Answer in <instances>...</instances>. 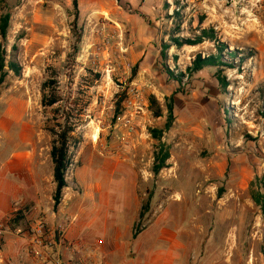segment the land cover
Wrapping results in <instances>:
<instances>
[{
  "label": "rangeland",
  "instance_id": "374dc122",
  "mask_svg": "<svg viewBox=\"0 0 264 264\" xmlns=\"http://www.w3.org/2000/svg\"><path fill=\"white\" fill-rule=\"evenodd\" d=\"M4 14L0 162L11 157L21 191L14 208L26 212L8 227L14 235L36 217L67 235L69 213L81 209L119 230L130 225V239L149 227L156 237V223L167 225L182 264H264V213L252 200L264 198V0H0ZM199 29L212 30L215 42L177 48L170 40L192 41ZM216 42L226 48L221 73L188 72L198 57L218 56ZM49 82L63 112L73 101L82 110L56 209L49 129L57 106H43ZM169 103L173 122L157 141L151 131L164 130ZM161 144L169 159L154 175Z\"/></svg>",
  "mask_w": 264,
  "mask_h": 264
},
{
  "label": "crops",
  "instance_id": "0c3cea01",
  "mask_svg": "<svg viewBox=\"0 0 264 264\" xmlns=\"http://www.w3.org/2000/svg\"><path fill=\"white\" fill-rule=\"evenodd\" d=\"M10 158L5 157L0 162V225H3L0 230V264H35L27 253L26 233L18 237L7 226L8 220L19 210L14 208V201L21 196L19 187L12 180ZM128 215L129 211H123L122 219L132 223L135 218L128 219ZM69 216L72 220L67 228V239L82 249L94 247L102 264H182L181 245L172 237L167 225L161 227L156 223L160 230L156 237L149 236V227L141 237L130 239V225L119 230L113 220L110 223L106 217H95L81 209H75ZM64 258L69 259L67 254Z\"/></svg>",
  "mask_w": 264,
  "mask_h": 264
},
{
  "label": "trees",
  "instance_id": "16d2710c",
  "mask_svg": "<svg viewBox=\"0 0 264 264\" xmlns=\"http://www.w3.org/2000/svg\"><path fill=\"white\" fill-rule=\"evenodd\" d=\"M73 8L76 11L77 10V4L75 1H73ZM173 17L179 18L177 12H173L172 14ZM77 15H75V18ZM180 20V18H179ZM8 22H9V15L4 14L1 19H0V36L2 39L5 38L6 36V31L8 28ZM181 25L178 23L176 25V29L179 30V27ZM199 35L196 36L192 41L191 40H179L171 37V41L174 46L177 48H180L184 45H190V46H195L204 41V39H207L209 41H214L216 40L214 36V32L212 30H198ZM79 40V39H78ZM217 43V50H218V56L216 57H211L207 58L204 60H201L199 57L193 62L192 67L188 69V72L190 73H195L200 71L204 67H214V68H219L221 73V68L227 66L222 62L221 58V53H223L226 48L218 42ZM169 47L165 46L164 49H168ZM165 57V55H163ZM12 68L14 67L13 64L11 65ZM231 68V67H229ZM217 79L220 82V85L222 87H225L224 80L220 78L219 75L216 76ZM55 83L49 82L46 85V88H49L48 93L44 96L43 98V106L47 108H54L57 106L55 109H52L54 117V125L49 129L50 134L54 138V142L51 148L50 152V157H51V162H52V178L53 182L55 185V190L52 195V201H53V208L56 209L58 205L60 204L62 198H63V190L67 188V183H66V173L68 171V168L71 166L72 158H73V151L77 148V145L79 144V140L74 138V133L77 128V124L73 120L76 117H80L82 110H75V102H72V105H69L66 107L67 111L63 112L61 109L62 107L59 106L62 103L61 97L58 95L56 88H55ZM152 108L155 107V101L154 99H151L150 101ZM74 111V113H73ZM167 111L168 115L166 118V123L164 125V130L163 131H157V130H152L151 131V136L153 139L160 141V138L162 136V132H165L169 130V128L172 125L173 122V107L172 104L169 103L167 106ZM153 115L155 118H160L162 116V111L159 107H157ZM57 117L60 118L57 120ZM169 159V154L165 150V147L163 144L159 145L158 147V152L156 153L154 157V163L152 166V173L154 175L159 174V172L165 168L166 161ZM253 202L255 203L256 206L260 207V210L262 213H264V198L261 197L259 193H255L253 197ZM262 200V202H260ZM147 209V206L142 207L140 215H139V224L142 223L143 221V210L145 211ZM26 216V212L23 210H17L14 213V216L11 220L7 222V226L11 227L12 225H17L20 221L24 220V217ZM138 234V230L136 229L135 232L133 233L132 237L135 238Z\"/></svg>",
  "mask_w": 264,
  "mask_h": 264
},
{
  "label": "built area",
  "instance_id": "2783aa9c",
  "mask_svg": "<svg viewBox=\"0 0 264 264\" xmlns=\"http://www.w3.org/2000/svg\"><path fill=\"white\" fill-rule=\"evenodd\" d=\"M32 211L36 213L37 209ZM24 238L27 253L36 264H102L95 249L79 248L67 239L61 225L51 224L43 217L34 218Z\"/></svg>",
  "mask_w": 264,
  "mask_h": 264
},
{
  "label": "bare ground",
  "instance_id": "6f19581e",
  "mask_svg": "<svg viewBox=\"0 0 264 264\" xmlns=\"http://www.w3.org/2000/svg\"><path fill=\"white\" fill-rule=\"evenodd\" d=\"M97 135H98V130L94 129V131L92 132L90 138L93 142L97 141Z\"/></svg>",
  "mask_w": 264,
  "mask_h": 264
}]
</instances>
